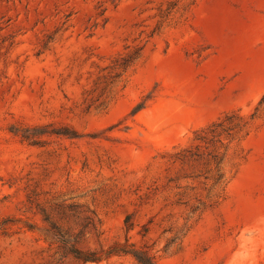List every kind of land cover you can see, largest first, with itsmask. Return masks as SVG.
<instances>
[{"label":"rangeland","instance_id":"rangeland-1","mask_svg":"<svg viewBox=\"0 0 264 264\" xmlns=\"http://www.w3.org/2000/svg\"><path fill=\"white\" fill-rule=\"evenodd\" d=\"M124 249L264 264V0H0V264Z\"/></svg>","mask_w":264,"mask_h":264},{"label":"trees","instance_id":"trees-1","mask_svg":"<svg viewBox=\"0 0 264 264\" xmlns=\"http://www.w3.org/2000/svg\"><path fill=\"white\" fill-rule=\"evenodd\" d=\"M114 252H118V251H115L114 249H111L108 254H113ZM122 253L124 254H132V256L136 259V261L140 264H153L151 262V258L144 252V251H128V250H121ZM75 257L77 259H80L84 262H87V261H93L95 260L96 258L92 255V254H89V255H82L81 253H75Z\"/></svg>","mask_w":264,"mask_h":264}]
</instances>
